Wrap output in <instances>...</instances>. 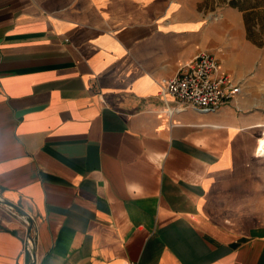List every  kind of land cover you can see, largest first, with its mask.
Listing matches in <instances>:
<instances>
[{
  "label": "crops",
  "instance_id": "crops-1",
  "mask_svg": "<svg viewBox=\"0 0 264 264\" xmlns=\"http://www.w3.org/2000/svg\"><path fill=\"white\" fill-rule=\"evenodd\" d=\"M198 0H0V196L38 264H264V57ZM210 52L216 111L164 92ZM0 220V264H31Z\"/></svg>",
  "mask_w": 264,
  "mask_h": 264
},
{
  "label": "built area",
  "instance_id": "built-area-1",
  "mask_svg": "<svg viewBox=\"0 0 264 264\" xmlns=\"http://www.w3.org/2000/svg\"><path fill=\"white\" fill-rule=\"evenodd\" d=\"M164 92L181 104L212 112L231 103L240 94L241 86L222 69L214 54L201 52L181 67L178 74L169 80ZM260 155H264L261 146ZM0 201V220L9 215L22 223L26 230L25 252L30 256L31 264H38L33 218L17 211L15 205L6 204L2 196Z\"/></svg>",
  "mask_w": 264,
  "mask_h": 264
},
{
  "label": "rangeland",
  "instance_id": "rangeland-1",
  "mask_svg": "<svg viewBox=\"0 0 264 264\" xmlns=\"http://www.w3.org/2000/svg\"><path fill=\"white\" fill-rule=\"evenodd\" d=\"M198 6L209 18L219 17L223 13L219 11L225 8L239 10L247 28L248 39L260 48L264 57V0H198ZM14 220L19 221L16 217Z\"/></svg>",
  "mask_w": 264,
  "mask_h": 264
},
{
  "label": "water",
  "instance_id": "water-1",
  "mask_svg": "<svg viewBox=\"0 0 264 264\" xmlns=\"http://www.w3.org/2000/svg\"><path fill=\"white\" fill-rule=\"evenodd\" d=\"M0 202H1V201H0ZM5 203H6V204H11V203H9L8 201H5ZM15 208H16V210L19 211L20 213L25 214V215H28V214H26L25 212H23L22 210L18 209L16 206H15Z\"/></svg>",
  "mask_w": 264,
  "mask_h": 264
},
{
  "label": "bare ground",
  "instance_id": "bare-ground-1",
  "mask_svg": "<svg viewBox=\"0 0 264 264\" xmlns=\"http://www.w3.org/2000/svg\"><path fill=\"white\" fill-rule=\"evenodd\" d=\"M263 152H264V146H263Z\"/></svg>",
  "mask_w": 264,
  "mask_h": 264
}]
</instances>
